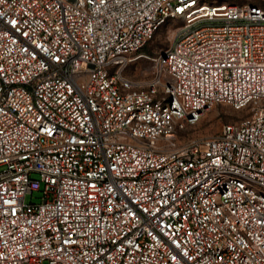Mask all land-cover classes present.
I'll return each mask as SVG.
<instances>
[{"label": "built area", "instance_id": "2783aa9c", "mask_svg": "<svg viewBox=\"0 0 264 264\" xmlns=\"http://www.w3.org/2000/svg\"><path fill=\"white\" fill-rule=\"evenodd\" d=\"M262 103L259 6L0 0V264H264ZM216 105L251 115L176 142Z\"/></svg>", "mask_w": 264, "mask_h": 264}, {"label": "rangeland", "instance_id": "374dc122", "mask_svg": "<svg viewBox=\"0 0 264 264\" xmlns=\"http://www.w3.org/2000/svg\"><path fill=\"white\" fill-rule=\"evenodd\" d=\"M214 1V0H212ZM215 2L243 5H256L264 9V0H215ZM184 21H169L156 34L153 40L146 45L135 56L137 60L132 62L125 70V76L134 81H140L144 84L150 82L154 77L155 63L153 59L163 53L171 44L175 31L183 25ZM142 56V57H141ZM264 104V103H262ZM251 115L250 109L236 111L227 105H216L203 111L200 119L195 124H185L175 133V140L180 145L190 144L202 139L217 137L224 125L240 121ZM41 194L35 193L27 196V202H40ZM45 264H48L47 262Z\"/></svg>", "mask_w": 264, "mask_h": 264}]
</instances>
